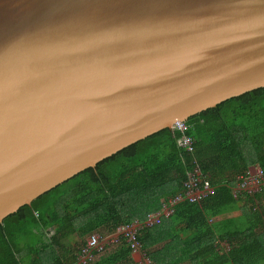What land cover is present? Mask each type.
I'll return each instance as SVG.
<instances>
[{
    "label": "water",
    "instance_id": "1",
    "mask_svg": "<svg viewBox=\"0 0 264 264\" xmlns=\"http://www.w3.org/2000/svg\"><path fill=\"white\" fill-rule=\"evenodd\" d=\"M262 86L264 0H0V222Z\"/></svg>",
    "mask_w": 264,
    "mask_h": 264
},
{
    "label": "trees",
    "instance_id": "2",
    "mask_svg": "<svg viewBox=\"0 0 264 264\" xmlns=\"http://www.w3.org/2000/svg\"><path fill=\"white\" fill-rule=\"evenodd\" d=\"M185 123L194 151L181 144L179 129L166 127L8 215L0 222V264H78L76 235L115 234L134 222L152 264H264V190L243 189L239 177L250 166L264 169V86ZM196 169L203 180L191 187ZM206 179L214 192L192 200L189 192ZM158 211L160 221L146 225ZM222 215L227 224L214 228ZM119 236L88 264H140ZM71 244L78 249L63 253Z\"/></svg>",
    "mask_w": 264,
    "mask_h": 264
},
{
    "label": "built area",
    "instance_id": "3",
    "mask_svg": "<svg viewBox=\"0 0 264 264\" xmlns=\"http://www.w3.org/2000/svg\"><path fill=\"white\" fill-rule=\"evenodd\" d=\"M173 128H177L180 130V132L183 133L182 139H181V144L186 147L188 150L194 151L195 147L193 144L192 139L186 135V131L190 128L188 124L185 123L184 121H177ZM252 174V175H250ZM190 182L188 183L189 186L191 187H197L198 183L202 181L203 179L199 176L200 173L198 169H196V173H191L190 174ZM240 179H242V182L240 183L244 187H247L246 190H248L251 193H254L256 190L259 191L261 189L264 190V169H262L260 166L255 168V172H248L246 174H243ZM204 188L202 190L197 189L195 192H189V197L194 200V199H200L202 195H206L209 193H213V187L210 184V181L208 179L205 180L204 182ZM254 187V188H252ZM176 200H172L171 204L173 205ZM164 212L166 214H170L172 212V209L170 207L165 206ZM160 216L161 212L158 211L147 219L145 221V224L148 226H151L157 222L160 221ZM141 227V224L139 222H134L132 224H127V225H122L119 227L118 234L114 237H111L108 241L106 240V237L103 235H98V234H92L88 237L86 241L83 242L81 245V253H79V260L78 264H88V260H93L96 258L98 255L101 253L105 252L107 250V245H110L113 242H119L120 241V236L123 235L124 239H126L127 242L130 243L131 246V252L133 256L140 254L143 252L141 249V242L138 239L137 236V228ZM145 253V252H144ZM146 254V253H145ZM147 255V254H146ZM140 264H143L140 262ZM145 264H152V260L149 258V256L146 259Z\"/></svg>",
    "mask_w": 264,
    "mask_h": 264
},
{
    "label": "rangeland",
    "instance_id": "4",
    "mask_svg": "<svg viewBox=\"0 0 264 264\" xmlns=\"http://www.w3.org/2000/svg\"><path fill=\"white\" fill-rule=\"evenodd\" d=\"M256 167H258V166H250L249 167V170H248V172H250V173H252V172H255V168ZM250 175H252V174H250ZM239 177H241V176H239ZM238 177V178H239ZM240 187H242L243 189H247V187H244L243 185H241L240 184ZM252 188H254V187H252ZM257 191V190H256ZM227 217L226 216H224V217H218L217 219H215V220H213V222H211L212 223V225L214 226V228H218V227H220V226H224L225 224H227V219H226ZM98 234V235H101V236H105L106 237V240L108 241L109 239H111V237H114V236H116L118 233H115V234H108V235H105V234H107V233H104V232H102L101 233V231H95V232H93L92 234ZM92 234H88L87 236H85L84 237V239H82V238H80L79 236H77L76 235V240L77 241H79L80 243H83L84 241H86L87 239H88V237L90 236V235H92ZM77 246H79L78 244H77ZM77 246H75V245H73V244H71V245H69L65 250H64V252L63 253H66V254H68V253H70V252H74V251H76L78 248H77ZM227 248V247H226ZM228 249V248H227ZM106 252V251H105ZM105 252H103V253H101V255L102 254H104ZM147 257H148V255H146L145 253H144V251L143 252H141L140 254H138V255H135V260H137V262L138 263H140V262H142L143 264H145V262H146V259H147ZM184 264H190L189 262H187V263H184Z\"/></svg>",
    "mask_w": 264,
    "mask_h": 264
},
{
    "label": "crops",
    "instance_id": "5",
    "mask_svg": "<svg viewBox=\"0 0 264 264\" xmlns=\"http://www.w3.org/2000/svg\"><path fill=\"white\" fill-rule=\"evenodd\" d=\"M262 168V167H261ZM263 169V168H262ZM224 216H226V215H222V216H219V217H224Z\"/></svg>",
    "mask_w": 264,
    "mask_h": 264
}]
</instances>
